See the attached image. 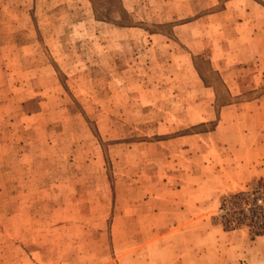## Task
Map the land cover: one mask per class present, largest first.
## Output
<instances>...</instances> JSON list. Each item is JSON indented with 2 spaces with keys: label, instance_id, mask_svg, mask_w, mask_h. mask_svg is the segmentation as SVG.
<instances>
[{
  "label": "rangeland",
  "instance_id": "rangeland-1",
  "mask_svg": "<svg viewBox=\"0 0 264 264\" xmlns=\"http://www.w3.org/2000/svg\"><path fill=\"white\" fill-rule=\"evenodd\" d=\"M0 264H264V0H0Z\"/></svg>",
  "mask_w": 264,
  "mask_h": 264
}]
</instances>
